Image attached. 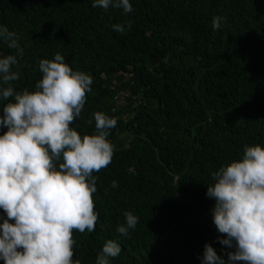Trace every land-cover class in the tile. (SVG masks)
<instances>
[{"label": "trees", "instance_id": "trees-1", "mask_svg": "<svg viewBox=\"0 0 264 264\" xmlns=\"http://www.w3.org/2000/svg\"><path fill=\"white\" fill-rule=\"evenodd\" d=\"M130 3L123 13L92 0H0V24L23 49L14 90L34 91L39 61L60 53L93 78L70 127L92 135L95 112L117 120L111 163L92 174L95 230L73 229V260L95 264L108 240L121 247L110 264H200L206 242L227 259L205 185L245 146H264V0ZM125 212L138 217L127 236L116 230Z\"/></svg>", "mask_w": 264, "mask_h": 264}, {"label": "clouds", "instance_id": "clouds-1", "mask_svg": "<svg viewBox=\"0 0 264 264\" xmlns=\"http://www.w3.org/2000/svg\"><path fill=\"white\" fill-rule=\"evenodd\" d=\"M110 6L133 12L130 0H92L94 8ZM223 21L213 17L212 28L219 29ZM112 27L125 30L120 24ZM17 41L16 33L0 24V44L15 50L0 54V128H6L0 134V261L79 264L73 260L72 232L95 230L92 174L111 163L114 147L107 137L117 120L95 112V134L81 136L70 127L93 78L72 70L60 53L39 61L42 78L34 91H15L11 82L20 77L23 55ZM211 178L205 196L214 202L209 214L222 234L216 241L231 251L224 259L206 242L200 264H264V146H245L240 159L221 165ZM111 187H117L115 180ZM124 217L125 224L116 230L127 236L138 217L131 212ZM120 252V245L108 240L95 264H110Z\"/></svg>", "mask_w": 264, "mask_h": 264}]
</instances>
